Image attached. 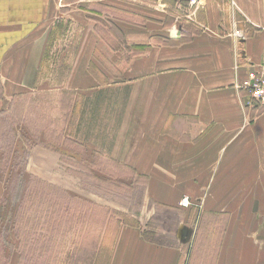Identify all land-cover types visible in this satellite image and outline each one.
I'll use <instances>...</instances> for the list:
<instances>
[{
  "label": "crops",
  "instance_id": "obj_1",
  "mask_svg": "<svg viewBox=\"0 0 264 264\" xmlns=\"http://www.w3.org/2000/svg\"><path fill=\"white\" fill-rule=\"evenodd\" d=\"M263 64L264 0H0V120L45 94L62 140L143 179L150 213L200 208L190 264H264V108L246 89ZM145 235L121 223L109 264L183 263Z\"/></svg>",
  "mask_w": 264,
  "mask_h": 264
},
{
  "label": "rangeland",
  "instance_id": "obj_2",
  "mask_svg": "<svg viewBox=\"0 0 264 264\" xmlns=\"http://www.w3.org/2000/svg\"><path fill=\"white\" fill-rule=\"evenodd\" d=\"M100 20L105 25L106 20ZM108 29L114 37L107 32L104 36L116 43L119 35L112 27ZM48 104L45 94L20 98L0 120V264H85L78 253L81 244L96 236L101 243L95 252L96 264H109L120 227L114 222L119 221L135 224L152 242L179 243L186 255L182 264H190L200 208L179 211L180 216L164 213L161 208L150 213V206L142 199L143 179L132 183L130 174L116 167L110 171V164L93 156V150L86 154L63 141L62 136L68 133L62 132V114L53 106L47 108ZM41 146L60 157L52 173L41 169L43 159L31 155ZM26 150L30 156L22 184L18 154L22 157ZM22 201L24 205L18 210ZM103 209L115 220L105 228L99 224ZM133 214L141 215V221ZM154 229L169 236H159ZM19 252L25 260L20 261Z\"/></svg>",
  "mask_w": 264,
  "mask_h": 264
},
{
  "label": "trees",
  "instance_id": "obj_3",
  "mask_svg": "<svg viewBox=\"0 0 264 264\" xmlns=\"http://www.w3.org/2000/svg\"><path fill=\"white\" fill-rule=\"evenodd\" d=\"M29 156H30V153L27 150L23 153L22 157H20L19 154H18V158L21 159L20 160L21 163H20V161L18 162V166L20 167L18 178L21 180L22 184H23L22 179H23V175L25 174V167H26V164H27L26 161L29 158ZM26 190L29 191L28 189H26ZM27 191H26V193H27ZM23 205H24V202L22 201L21 205L18 206V210H20L23 207ZM103 210L105 211V209H103ZM100 217L101 218L99 219V224L101 226H103L104 228L107 227L108 225H110L112 221H115V220H113V219H111L109 217V215H108V213H106V211H105V213H102L100 215ZM18 219H19V214H18ZM44 223H48V222L45 221ZM114 223L116 224V227L120 226V221L119 222H114ZM130 225H131V223H130ZM48 228L49 227H47V229ZM86 236L87 235L84 234V237H86ZM97 237L98 236H96L95 239L91 240L90 242L85 239L83 241V244H81L82 245V249L78 253L83 255V263H85V264H96V253L98 252V250L100 248V244H101L100 241H99V244H98V242H97L98 238ZM17 238H18V236H17ZM5 243H7V242H5ZM6 245L8 246V244H6ZM81 245H80V247H81ZM19 259H20V261L21 260H25V257H24L22 252H19Z\"/></svg>",
  "mask_w": 264,
  "mask_h": 264
},
{
  "label": "built area",
  "instance_id": "obj_4",
  "mask_svg": "<svg viewBox=\"0 0 264 264\" xmlns=\"http://www.w3.org/2000/svg\"><path fill=\"white\" fill-rule=\"evenodd\" d=\"M197 0H191V4H195ZM234 36L238 38V40H244V35L235 31ZM248 95L250 100L258 105L259 107H264V64L261 66L259 74L252 78V80L246 86ZM179 206L183 208H188L189 202L186 198L179 202Z\"/></svg>",
  "mask_w": 264,
  "mask_h": 264
}]
</instances>
